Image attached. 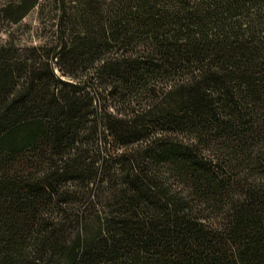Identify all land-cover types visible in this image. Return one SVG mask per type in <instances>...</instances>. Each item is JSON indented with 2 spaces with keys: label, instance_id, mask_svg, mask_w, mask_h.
<instances>
[{
  "label": "trees",
  "instance_id": "16d2710c",
  "mask_svg": "<svg viewBox=\"0 0 264 264\" xmlns=\"http://www.w3.org/2000/svg\"><path fill=\"white\" fill-rule=\"evenodd\" d=\"M51 2L0 45V264H264V0Z\"/></svg>",
  "mask_w": 264,
  "mask_h": 264
},
{
  "label": "rangeland",
  "instance_id": "374dc122",
  "mask_svg": "<svg viewBox=\"0 0 264 264\" xmlns=\"http://www.w3.org/2000/svg\"><path fill=\"white\" fill-rule=\"evenodd\" d=\"M7 1L0 0V7ZM54 23V5L51 0H39L38 6L17 24L10 23L0 15V45L22 48L49 45Z\"/></svg>",
  "mask_w": 264,
  "mask_h": 264
}]
</instances>
